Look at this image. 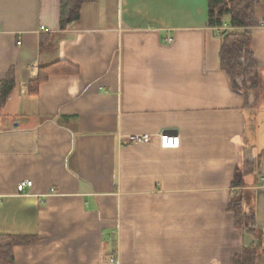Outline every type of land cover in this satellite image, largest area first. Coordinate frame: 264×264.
Segmentation results:
<instances>
[{"label": "crops", "instance_id": "0c3cea01", "mask_svg": "<svg viewBox=\"0 0 264 264\" xmlns=\"http://www.w3.org/2000/svg\"><path fill=\"white\" fill-rule=\"evenodd\" d=\"M59 8L0 0V81L14 79L0 109V235L32 239L14 264H230L250 244L264 264V101L221 68L207 0H94L65 29ZM254 13L257 25L231 29L250 33L264 83V0ZM161 133L179 146L162 148ZM258 156L243 186L252 236L227 205Z\"/></svg>", "mask_w": 264, "mask_h": 264}, {"label": "trees", "instance_id": "16d2710c", "mask_svg": "<svg viewBox=\"0 0 264 264\" xmlns=\"http://www.w3.org/2000/svg\"><path fill=\"white\" fill-rule=\"evenodd\" d=\"M94 0H60L59 28L65 29L69 24L76 22L80 17L82 5ZM262 0H207V23L209 26L220 27L228 18L230 29L221 30L218 35L221 39L219 62L221 68L228 75L232 86L242 90L245 94L259 81V67L250 48V33L247 30L236 31L231 28H246L258 24L255 16V7ZM42 81L38 77L30 86V93L35 94ZM14 87L13 74L9 71L0 81V109L5 104ZM259 163L257 158L246 159L243 168L236 170L232 187L239 191L232 193L227 210L232 213L234 227L243 233L255 236L256 222L252 208L249 206L252 193L243 189L244 176L252 171ZM32 239L21 236L0 235V264H14L13 248L15 245L29 243ZM258 250L253 244L244 246L233 254L230 264H257Z\"/></svg>", "mask_w": 264, "mask_h": 264}, {"label": "built area", "instance_id": "2783aa9c", "mask_svg": "<svg viewBox=\"0 0 264 264\" xmlns=\"http://www.w3.org/2000/svg\"><path fill=\"white\" fill-rule=\"evenodd\" d=\"M230 26L224 22L220 27L217 28L218 32L221 30H228ZM40 30H44V27L41 26ZM180 139L177 134L170 133H161L159 135V145L164 149L177 148L179 146ZM32 182L30 180H21L17 185V192L20 194L25 193L27 187H30ZM110 261H113V258H110Z\"/></svg>", "mask_w": 264, "mask_h": 264}, {"label": "rangeland", "instance_id": "374dc122", "mask_svg": "<svg viewBox=\"0 0 264 264\" xmlns=\"http://www.w3.org/2000/svg\"><path fill=\"white\" fill-rule=\"evenodd\" d=\"M246 92L249 96L248 100L254 101L255 105L258 102L264 101V83L261 81V79H259V81H256V83L253 84V86Z\"/></svg>", "mask_w": 264, "mask_h": 264}]
</instances>
